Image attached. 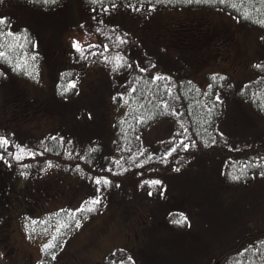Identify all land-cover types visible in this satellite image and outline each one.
I'll list each match as a JSON object with an SVG mask.
<instances>
[{"label":"trees","instance_id":"trees-1","mask_svg":"<svg viewBox=\"0 0 264 264\" xmlns=\"http://www.w3.org/2000/svg\"><path fill=\"white\" fill-rule=\"evenodd\" d=\"M66 1L56 0L50 5L35 0H3L0 3V17L8 18L6 25H0V33L10 30L18 37L0 36V44L4 45L0 51L7 52L11 60L9 63L0 59V122H4L0 123V136L12 141L6 151L0 150L4 155V159H0L1 169L11 175L27 172L38 175L51 168L48 166L51 161L53 168L65 169L89 179L92 190L80 207H87L85 201L98 194L101 196V204L95 206L94 212H76L67 205L33 219L27 217L26 231L30 238L49 237L51 241L54 235L57 236L56 247L44 249L43 259L35 264H49L52 252H56L76 228V221L89 220L107 206L116 211L117 204L123 206L126 201L136 200L141 208L138 210L141 213L139 219L153 216L149 207L142 209V203L152 199L151 196L141 194L142 198L137 199L131 191L120 189L122 184L132 179L125 186L135 185L138 175L152 170H156L158 175L143 178L138 193H151L158 200L166 194L169 201L173 200L164 203L154 200L157 206L168 207L162 220L156 221V232L187 244L194 238L189 225H195V222H188L183 208H198L200 204L192 200L194 195L188 191L176 192V185L173 190L160 193L165 190L161 174L178 172L174 169L182 170L189 162L194 165L193 160L197 157L221 155L225 158L222 164L223 186L240 187L246 197H249V191L252 196L253 192L246 184L254 180L256 173L264 180L261 175L264 172V159H261L264 158V126H261L264 125V69L254 67L264 65V57L252 63L253 77L246 76L248 72L245 71L247 78L239 81L226 72L205 71L214 63L211 62L213 58L229 61L232 50H239L243 56L240 42L233 30L213 24L215 19L210 14L196 15L181 10L198 7L215 13L223 9L239 22L264 31V25L255 22L264 20V3L261 0H232L240 4L236 10L220 4L219 0L215 4H187L183 0H161L160 3L156 0H98L97 3L76 0L79 21L64 29L62 44L53 45L47 37L48 26L43 28L38 17L51 18V14L65 8ZM153 5L154 10L149 11ZM172 11L185 16L190 22L187 24L189 27L169 28L166 16ZM244 11L250 13V19L243 18L241 13ZM18 12L21 16H17ZM118 38L127 43H119ZM260 39L264 46V32ZM74 40L80 41L85 48L88 45L99 47L88 49L82 57L72 46ZM116 54L126 57L132 67L114 71V62H105L104 56L111 61ZM17 63L22 67L14 70ZM140 68L148 71L141 72ZM65 73H71V76L63 75ZM157 73L171 79L154 81L152 77ZM213 76H217V80L214 81ZM219 77L226 79L219 80ZM24 79L28 85L32 83L41 89L39 96L28 91L26 85L21 87L22 91L13 92V89L20 88L19 82ZM72 80L77 81V86L61 95L63 88ZM210 84L212 88L208 87ZM38 103L40 106L37 108ZM208 108H213L211 115ZM173 111L176 115L171 114ZM98 118L104 122L102 127ZM40 119L44 121L41 126ZM109 137L110 152L106 153ZM213 138L215 143H212ZM205 140L209 147L204 146ZM193 142L195 147L191 146ZM185 144L189 145L187 150ZM16 145L26 146L36 155H25L24 159L15 160L8 152L15 154ZM93 148L97 151L90 154ZM257 162L261 167L249 166L241 174L245 165ZM109 168L110 172L107 171ZM233 175L241 178L233 180ZM97 176L107 177L111 185L97 186ZM168 179L175 182L174 176ZM152 180L161 183H145ZM98 187L101 189L99 193ZM20 192L26 194V191ZM20 197L21 194H17V200H14L8 196L13 199L9 205L12 210L2 206L0 211L10 216L17 208L13 209V204H17ZM6 198L0 202L10 201ZM255 201L254 214L263 212L258 198ZM181 213L186 221L173 223L181 219ZM207 217L215 220L211 214ZM61 222L68 223L69 227L61 229L57 235L56 228ZM259 241H264V225L239 236L215 253L208 264H264V244ZM244 249L248 251L239 255ZM165 256L166 253L157 256L143 248L117 247L106 260L115 259L114 264H121L122 260L131 257L127 264H157Z\"/></svg>","mask_w":264,"mask_h":264},{"label":"rangeland","instance_id":"rangeland-1","mask_svg":"<svg viewBox=\"0 0 264 264\" xmlns=\"http://www.w3.org/2000/svg\"><path fill=\"white\" fill-rule=\"evenodd\" d=\"M181 11L183 13H195L196 15H200V13L210 14L215 19H213V24L222 25L221 28L233 30L237 35L238 42H240L243 56H240L239 50H232L229 61L232 60L233 63L227 60L216 61L213 58L211 62L214 63L207 67L205 71L226 72L232 74L235 81H239L243 77L246 79L245 71L248 72L246 76L253 77L252 63L264 57V46L260 39V35L264 31L261 28L241 23L233 14L223 9L215 13L204 11L198 7ZM25 13L28 14L26 11ZM17 16H21V12H18ZM166 18L168 22L166 25L172 30L189 27L187 24L190 22L178 11L169 12ZM49 19L44 16L38 17L42 27L45 28L47 25L49 28L46 33L50 43L53 45L62 44L64 29L79 21L76 0H67L65 8L58 13L51 14ZM209 29L213 31L211 27ZM19 83L20 88L13 89V92L22 91L21 87L26 85L28 91L34 92L37 96L40 95L39 91L41 89L35 87L32 83L28 85L27 80ZM48 87L45 88L48 89ZM39 106V103L36 104L37 108ZM0 123L3 124L4 122L1 121ZM98 123L100 127L104 124L100 118H98ZM43 124L44 121L40 119L39 125ZM111 137L106 141V153L110 152ZM193 161L194 165H190L191 162L186 163L184 168L178 171L179 173L161 174L165 180V190L162 189L160 192L165 193L173 190L176 185V192L183 189L194 195L192 200L198 201L200 207L183 208L188 222H195V225L194 223L189 225V230L194 232L193 240L183 244L168 235L156 232V221L162 220L161 217L168 212V207L166 205L157 206L155 204L157 201L154 200L158 199L153 198V194L144 191L138 193L143 178L158 175L156 170H152L138 175L137 179L135 178V185L125 186L132 179L122 184L120 189L131 191L132 195H137V199L142 198L141 194L151 196L152 199L145 200L146 203H142V209L146 206L149 207L153 216L148 218L143 216L139 219L138 216L141 213H138V210H141V208L136 200L126 201L122 204L123 206L117 204L116 211L107 206L106 209L91 219L82 220L80 227H76L64 239L60 248L55 252L56 259L51 258L52 261L50 260L49 264H114L115 259L106 260V258L117 247L143 248L157 256L166 253L167 256L163 257L157 264H208L215 253L232 244L239 236L264 225V180L259 178L258 173L255 174V178L251 183L246 184V186L252 187L251 191L253 192L251 196L249 191V197H246L240 187L223 186L222 164L225 161L223 156L209 155L197 157ZM18 175L15 174V176ZM27 175L30 176V182L33 183L34 189L31 191L26 190L29 195H21L19 202L13 204V209L15 207L19 208L17 212L22 215L21 218L16 220L14 237L23 249L28 250L26 254L32 253L33 260L37 262L43 259L45 255L44 245L49 243L50 238L38 236L30 239L26 231L27 215L36 218L65 205L78 209L92 187L88 178L58 168L57 170L47 168L38 175ZM173 176L175 182L168 179ZM47 187L48 190L45 191ZM17 190H20L19 185H17ZM7 195V193L0 190V200ZM256 198H258V204L263 212L258 211L254 214V206L257 205ZM165 201L173 202V200L170 199L169 201L166 198V194H162L158 202L164 203ZM210 214L215 218L214 221L209 220L207 217ZM261 222L263 223L261 224ZM170 255L173 256L172 259ZM1 263L2 260H0Z\"/></svg>","mask_w":264,"mask_h":264},{"label":"snow or ice","instance_id":"snow-or-ice-1","mask_svg":"<svg viewBox=\"0 0 264 264\" xmlns=\"http://www.w3.org/2000/svg\"><path fill=\"white\" fill-rule=\"evenodd\" d=\"M35 2H42L45 5H50V4H55L56 0H35ZM97 2H98V0H93V3H97ZM160 2H161V0H156V3H160ZM183 2L187 3V4H191L193 2L198 3V4L199 3L215 4L217 2V0H183ZM261 2L264 3V0H261ZM0 3H3V0H0ZM219 3L220 4H227L228 6L232 7L233 9H236V10H239V7H240V4H238L236 2H232V0H219ZM154 8H155V5H153L152 8L149 9V11L154 10ZM105 11H107V9H105ZM241 15L243 16V18L245 20L250 19V13L248 11L242 12ZM255 22L259 23L261 25H264V20H258V21H255ZM7 23H8V18L7 17H0V25H6ZM97 31H100V29H97ZM0 36L13 37L14 39H18L16 34L12 33L10 30L7 33H0ZM118 39H119V43H121V44L127 43V41H125L122 38H118ZM3 46H4L3 44H0V48H2ZM19 46L21 48L23 47V45H19ZM72 46L77 52H79L81 54L82 57L85 56V53L87 52L88 49L99 47V45H88L87 48H85V46L82 45L81 42L77 41V40L73 41ZM8 47H14V45H8ZM104 48L107 49V45H104ZM101 55H103V53H101ZM0 59H3L5 61L11 63V60H10L9 56H8L7 52H5V51H0ZM32 59H35V56H33ZM104 60H105V62H114V69H113L114 71H118L119 69L125 68V67H127V68H131L132 67V64L127 61L126 57H124V56H122L120 54H116L115 56H113L111 61H109V58L107 56H104ZM25 63H26V61H25ZM21 67H22V65L17 63L15 65L14 70H19ZM152 67H155V65H152ZM254 67L260 68V69H264V65H260V64H257ZM140 71L141 72H146V71H148V69L147 68H140ZM28 74L31 75V73H28ZM63 75L71 76V73H65ZM152 79L154 81L170 80L171 77H165V76H162L159 73H157V74H155L152 77ZM212 79L214 81L217 80V76H213ZM224 79H226V77H219V80H224ZM76 86H77V81L72 80V81H70L68 83L67 86H65L63 88V91L60 94L63 95L64 93L69 92L72 89H74ZM208 87L212 88V85L210 84ZM132 91L134 92L135 89L133 88ZM168 91H169V94H171V90L169 89ZM113 99L115 100L116 97H113ZM216 100L217 101L219 100V96L218 95L216 96ZM125 103H127V101H125ZM164 106L167 108L168 107L167 103H165ZM214 107H215V105H213V108ZM213 108H208L207 109L209 115L212 114ZM171 114L172 115H176V112L173 111ZM140 122L143 123L144 122L143 119H141ZM183 127H184V125H183V123H181V128H183ZM53 139H55V137H53ZM61 141H63L62 137H61ZM203 142H204V146L205 147H209L210 146L207 140H205ZM212 143H215V139L214 138L212 140ZM11 144H12V141H10L7 137L0 136V150H5L6 151L8 146H10ZM191 146L195 147V142H193V144ZM15 147L17 148V152L15 154H13L11 152H8V155L12 156L15 160H18V161L22 160V159H24L25 155H30V156H35L36 155L35 152L31 151L26 146L16 145ZM184 147L187 150L189 145L185 144ZM47 150L50 151V149H47ZM175 150L176 149H172V151H175ZM95 151H97V149H95V148L90 149V154H91V152H95ZM169 154H171V153H169ZM41 155H43V153H41ZM68 155H69V157H71V153H69ZM0 159H4L3 151H0ZM261 159H264V158H261ZM48 166L52 167L51 161L48 162ZM249 166H251V167H261L259 162L255 163V164H251V165H245L244 169L241 170V174H243L244 171ZM25 167H30V165H25ZM174 170L175 171H179L180 169L176 168ZM107 171L110 172L111 168L107 169ZM261 175L264 176V172H261ZM231 178L233 180H239L241 177L238 176V175H233ZM145 183L146 184L157 185V184H160L161 182L159 180H152V181H145ZM95 184L97 186H100L101 184H103L104 186H110L111 185V181L107 177L97 176V177H95ZM117 187H119V185H117ZM100 190L101 189L98 187L97 188V192L99 193ZM149 194H151V193H149ZM84 204L87 205V207L82 205L79 209H76L75 211L76 212H84V211L94 212V211H96V207L95 206L101 204V196L98 194L96 197L90 199L89 201H85ZM57 215H59V214H57ZM179 215L181 216V219L175 220V221H173V223L183 224L186 221L187 218L184 217L182 213L179 214ZM71 216H72L73 219L75 218V214L74 213L71 214ZM67 227H69L68 223L61 222L59 224V226L56 228L57 235H59L61 233V229L67 228ZM76 227L77 228L80 227V222L79 221H76ZM56 239H57V236L54 235L52 237V240L49 241V243L44 245V249L46 251L49 250V249H54L56 247V243H55ZM258 243L264 244V241H259ZM250 247H252V246H250ZM247 251H248V249H244L239 255H243ZM51 258L53 260L56 259V253L55 252H52ZM131 259H132L131 257H128L127 260H122L121 264H127V261H130ZM41 264H43V262H41ZM133 264H134V262H133Z\"/></svg>","mask_w":264,"mask_h":264},{"label":"flooded vegetation","instance_id":"flooded-vegetation-1","mask_svg":"<svg viewBox=\"0 0 264 264\" xmlns=\"http://www.w3.org/2000/svg\"><path fill=\"white\" fill-rule=\"evenodd\" d=\"M16 176H13L9 174L4 169H1L0 167V190L2 192L7 193L8 196H12L14 200H17L16 194H24L22 191L26 190H33V183L28 182V176H25V182L24 185L19 186L20 190H17L16 179H14ZM28 195V193H26ZM6 198V199H7ZM13 199L11 200L8 198L7 203L0 202V209L4 207H8L9 210H12L10 208V203L13 202ZM19 208H15L11 215H7L4 212L0 211V260H2L1 264H34V261L32 260L31 254L28 253L27 249H23L17 242V240L14 237V233L16 230V220L18 218H21L22 215L19 214L18 211Z\"/></svg>","mask_w":264,"mask_h":264}]
</instances>
